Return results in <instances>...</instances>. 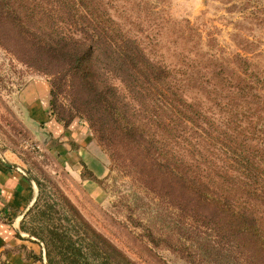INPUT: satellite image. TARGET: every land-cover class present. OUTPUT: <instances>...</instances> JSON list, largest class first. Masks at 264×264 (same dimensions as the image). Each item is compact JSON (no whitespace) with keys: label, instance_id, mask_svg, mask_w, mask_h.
<instances>
[{"label":"trees","instance_id":"16d2710c","mask_svg":"<svg viewBox=\"0 0 264 264\" xmlns=\"http://www.w3.org/2000/svg\"><path fill=\"white\" fill-rule=\"evenodd\" d=\"M111 8L110 0H0V48L51 78L48 117L62 127L82 119L136 187L127 220L153 246L187 264H264V80L247 66L231 79L223 68L209 74L194 59L195 73L176 69L151 57ZM189 83L207 109L187 97ZM33 180L30 211L43 200L50 212ZM61 200L71 231L22 230L65 262L91 252L100 264H134ZM46 259L58 264L48 251Z\"/></svg>","mask_w":264,"mask_h":264},{"label":"rangeland","instance_id":"374dc122","mask_svg":"<svg viewBox=\"0 0 264 264\" xmlns=\"http://www.w3.org/2000/svg\"><path fill=\"white\" fill-rule=\"evenodd\" d=\"M110 1L112 16L131 34L140 37L151 57L187 74L196 72L191 69L189 59L199 60L209 74L223 68L229 78L232 69L238 72L247 66L264 80V0ZM232 79L234 82L235 78ZM115 83L119 86V82ZM40 85L48 90L49 109L51 78L23 65L0 48V148L19 155L26 173L39 182L44 200L47 197L51 205L50 212L46 211L41 200L20 223L27 241L42 249L43 261L47 264L48 251L58 264H100L91 252L79 262H65L53 247L47 248L22 230L44 236L47 234L41 229L45 225L50 229L67 227L71 231L72 226L64 220L65 212L69 211L63 205V196L96 232L134 264H187L179 253L162 243L153 246L145 227L127 220L126 198L137 189L113 167L82 119L75 118L54 139L29 117L33 112L29 113L28 106L36 100L32 95L37 96ZM194 89L197 88L192 83L187 85V97L207 109L209 106ZM260 93L264 96V86ZM62 102L66 103L64 99ZM75 123L78 128L74 127L72 132L70 127ZM75 140L85 144L82 156L74 155L78 150ZM36 191L38 197L37 187ZM41 212L50 215V219L45 220Z\"/></svg>","mask_w":264,"mask_h":264},{"label":"crops","instance_id":"0c3cea01","mask_svg":"<svg viewBox=\"0 0 264 264\" xmlns=\"http://www.w3.org/2000/svg\"><path fill=\"white\" fill-rule=\"evenodd\" d=\"M38 90L37 96L32 95L36 99L31 102L33 105L27 103L29 113L33 112L29 117L44 128L41 131H46L56 139L63 133V127L48 117L46 86L40 85ZM74 127L78 128L76 123L70 127V131L73 132ZM76 145L78 150L74 151V155L82 156L86 152L85 144L80 142ZM22 172L26 173L19 155L12 150L0 148V264H46L40 246L27 241L20 231V223L37 199L36 187L31 185Z\"/></svg>","mask_w":264,"mask_h":264},{"label":"water","instance_id":"95a60500","mask_svg":"<svg viewBox=\"0 0 264 264\" xmlns=\"http://www.w3.org/2000/svg\"><path fill=\"white\" fill-rule=\"evenodd\" d=\"M22 174L31 183V185L35 186V183L33 182V180L31 179V177L27 173L22 172Z\"/></svg>","mask_w":264,"mask_h":264}]
</instances>
